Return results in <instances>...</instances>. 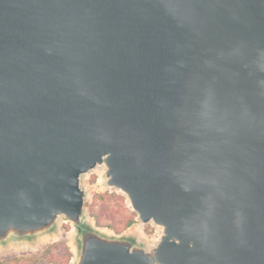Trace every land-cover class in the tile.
I'll return each instance as SVG.
<instances>
[{"label":"water","instance_id":"95a60500","mask_svg":"<svg viewBox=\"0 0 264 264\" xmlns=\"http://www.w3.org/2000/svg\"><path fill=\"white\" fill-rule=\"evenodd\" d=\"M62 224L70 264H264V0H0V253Z\"/></svg>","mask_w":264,"mask_h":264},{"label":"rangeland","instance_id":"374dc122","mask_svg":"<svg viewBox=\"0 0 264 264\" xmlns=\"http://www.w3.org/2000/svg\"><path fill=\"white\" fill-rule=\"evenodd\" d=\"M90 197L86 200V212L97 226L115 233L132 232L144 236L150 243L156 237L155 228L150 224L141 226L135 213L115 190L109 191L99 185V169L85 179ZM61 234L35 250L21 249L0 253V264H70L72 246L69 224L61 225Z\"/></svg>","mask_w":264,"mask_h":264}]
</instances>
